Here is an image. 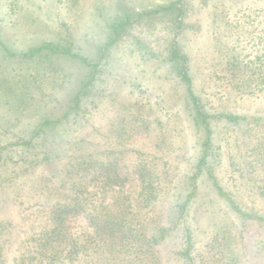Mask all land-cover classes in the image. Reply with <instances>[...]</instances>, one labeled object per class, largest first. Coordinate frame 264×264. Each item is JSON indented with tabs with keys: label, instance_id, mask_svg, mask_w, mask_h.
I'll return each mask as SVG.
<instances>
[{
	"label": "rangeland",
	"instance_id": "rangeland-1",
	"mask_svg": "<svg viewBox=\"0 0 264 264\" xmlns=\"http://www.w3.org/2000/svg\"><path fill=\"white\" fill-rule=\"evenodd\" d=\"M171 1L0 0V223L6 227L0 230V243L5 244V264L35 248V238L52 224V204L69 202L63 198L73 187L70 181L80 184L91 208L100 198H105L100 207L108 206L119 192L138 207L142 175L153 176L159 195L148 208H134L135 222L140 230L142 224L148 231L159 225L166 230L147 251L141 237L127 240L141 251L118 255L117 264H189L184 226L175 219L174 205L190 189L206 133L194 123L187 86L168 58L172 14L142 18L140 26L108 48L78 123L70 116L35 137L33 155L18 151L44 118L63 116L90 70L60 54L26 56L32 46L67 43L96 62L114 19ZM182 6L177 40L211 131L208 162L189 205L190 256L195 264H264V224L246 220L245 243L240 234L244 218L216 189L242 210L264 215V197L258 194L264 189V0H183ZM229 115L243 119L230 122ZM46 145H62V155L46 156ZM36 157L37 162L30 161ZM96 160L115 172L105 191L99 186L103 181L94 178ZM79 161L84 169L65 175V168ZM69 215L71 236L94 232L85 213ZM104 249L110 255L107 245Z\"/></svg>",
	"mask_w": 264,
	"mask_h": 264
},
{
	"label": "trees",
	"instance_id": "trees-1",
	"mask_svg": "<svg viewBox=\"0 0 264 264\" xmlns=\"http://www.w3.org/2000/svg\"><path fill=\"white\" fill-rule=\"evenodd\" d=\"M182 2L183 0H174L166 5L136 13L125 11L121 16L114 19L109 24L107 42L102 46L99 59L96 62L90 61L87 57L73 51L71 44L46 41L36 46H32L25 53L26 56L32 57L41 53L45 55L60 54L77 59L79 62H81V64L89 67L90 70L81 81L77 92L70 99L68 107L65 110L63 116L56 120L44 118L42 122H40L33 129L30 140L20 143V145L24 147H19L20 150L18 149V151L25 154L27 152L28 154L29 152L31 153L32 149H34L36 146V142L33 141L35 137L45 134L47 129H50L51 127L54 128L56 125L64 123L70 118V116L76 121V123H78L79 121L77 120V116L81 113H85L87 110V107L84 105V103L82 104V101L87 95L92 94L95 89V81L98 78L99 66L102 64V59L106 56L108 48L116 45L120 40L123 39V36L128 35L130 30L138 26V24L140 26L143 23V21H141L142 18H150L151 16L156 17L157 15L163 13L172 14L174 26L171 41L169 42L168 58L169 61L176 65L177 74L180 80L187 86V90L193 102L196 114L194 116V123L197 126L200 125L206 133L205 139H203L201 143L202 152L198 158L199 161L195 165L194 173L189 177L188 186H190V189L185 194L183 200L180 203L174 205L177 207V212H174L175 219L181 221L184 226V239L186 245L183 248V252L187 256L189 264H195L192 262V257L190 256L193 249V232L190 226H187V218L189 215V205L193 199V196L196 194L198 187L196 179L198 175L205 169V166L208 162L207 157L210 148L211 131L209 127L208 115L201 109L198 99L192 91V81L187 70L188 58L184 53H182L181 46L177 40V34L183 26L184 8H182ZM137 45L139 46L141 44L137 43ZM227 119L230 122H238L243 119V117L240 115H229L227 116ZM40 143H42V141H40ZM38 145L40 144L38 143ZM56 148L59 149V152L58 150L55 152ZM44 149L46 156L47 153H49L50 156L53 154L54 157L58 158L63 152L62 145H46L44 146ZM22 155L24 156V154H21L18 156V159H20ZM30 155H33V153ZM38 158L36 157L30 161L35 163L38 161ZM80 163L81 161H79L77 164L70 163L69 167L71 168H65V170H67L65 175L70 171L80 173V170L84 169ZM95 163L99 167V172H97V176H94V178L98 177L99 180L103 181L102 184H99V186L102 187V191H105L106 187L110 188L107 186V184L112 179V176L115 174V172H113V167L110 164L103 163L98 160H96ZM139 168L144 170L145 166L140 164ZM207 172L213 183H216V177L210 171ZM65 175L60 178V186L64 184L62 181H64L63 178ZM142 177L143 184L141 190L139 191L141 205L138 207H135L136 205L133 204L130 198H128L125 194L119 192L113 196L114 200L108 206L100 207L102 202L105 200V198H100L98 204H94V206L91 208L90 198L88 196L81 195L83 194V191L78 188L80 184L78 182L76 183L74 181H70L68 187H73L68 188V191H65L63 198L65 201L68 200L69 202L56 200V202L52 204L50 210V219L52 224L44 230L43 235L35 238L37 239V245L35 248L32 249L31 252L19 254L14 264H97L96 262H99L98 264H117L118 260L116 258L118 255L133 254L137 250L141 251L140 247H136V245H133V243L129 244L127 242V240L131 241L132 239L134 241L135 238L138 237H141V240H144V242L148 244L145 251L149 250L148 247H150V243L155 242L157 239L163 236V232L166 230V228L162 225H159L154 231H148L146 230L145 225L142 224V230H140V226H137V223L135 222V213L137 212L135 209L140 210L142 208L144 210L145 208H148L151 206L150 203L152 200L157 199L159 195V193H157L158 188L153 183V176L145 178V176L142 175ZM216 189H218L220 195L225 197L233 210L237 212L242 218H244L242 220L243 228L240 234L241 239L245 243H249V237L246 235V220L255 222L254 224L261 227L262 224H264V215L258 214L256 211L251 212L242 210L240 207H238L235 201L219 186H217ZM258 194L264 197V189H261ZM80 212L85 213L86 217H89V222L92 224L94 231L92 233L93 235L89 234L87 236H71L69 234L68 225L66 224L67 219L70 216L69 214ZM4 228L6 227L0 223V230H3ZM110 237L114 238V241H111ZM4 245L5 244L0 243V264L6 263V256L5 252L3 251ZM106 245L110 251V255L106 254L104 249ZM110 259H116V261L111 262ZM250 264L254 263L250 262Z\"/></svg>",
	"mask_w": 264,
	"mask_h": 264
}]
</instances>
